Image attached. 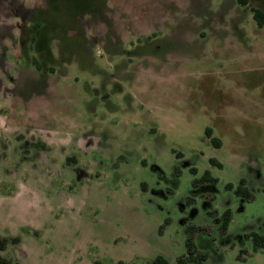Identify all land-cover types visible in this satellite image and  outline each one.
Instances as JSON below:
<instances>
[{
  "label": "rangeland",
  "instance_id": "1",
  "mask_svg": "<svg viewBox=\"0 0 264 264\" xmlns=\"http://www.w3.org/2000/svg\"><path fill=\"white\" fill-rule=\"evenodd\" d=\"M80 2L0 0V257L264 264V0Z\"/></svg>",
  "mask_w": 264,
  "mask_h": 264
},
{
  "label": "trees",
  "instance_id": "2",
  "mask_svg": "<svg viewBox=\"0 0 264 264\" xmlns=\"http://www.w3.org/2000/svg\"><path fill=\"white\" fill-rule=\"evenodd\" d=\"M69 4L74 7L73 10H76V8H81L84 7L82 6L80 0H68ZM239 2L243 5H247L249 3V0H239ZM252 11L254 13V18L257 21L258 25L260 27L264 26V10L260 7H252ZM43 26L41 21L35 22L30 26V29H32L31 33V39L36 42V46H40V51L42 52L47 51L49 52L48 42L47 40L44 39H39L37 40V35H38V30ZM44 48V49H43ZM48 54H51L49 52ZM31 62L34 64V66L42 71L44 69V63L41 62V60L38 57H31ZM54 70V68H51ZM213 129L211 127L206 128V134L209 138H211V141L215 143L217 146L221 144V140L217 138L216 136H213ZM210 162L212 164H218L222 166V163L219 162L216 158H211ZM192 171H197L196 168H192ZM201 181H207V182H212V181H217V178L214 177L209 170L205 171L204 174L201 177ZM246 184V179L242 178L240 180V184L235 190L237 194H247L248 197H250V191L249 189L245 186ZM227 188H234V186L231 183L227 184ZM232 220V209L227 208L223 213H222V223H221V230L223 232H226L227 229L229 228L230 222ZM202 231V228H198L195 225L188 226L187 232H188V238L186 242L187 246V253L184 254L183 256L179 257L178 259V264H203L209 257V253L206 251L201 250L197 242L194 238L196 233H199ZM254 242L256 245L259 247H264V235L258 233V232H253L251 234ZM6 260L0 257V264H6ZM96 264H100V262H96ZM150 264H169V261L166 257L162 255L156 256L154 259H152Z\"/></svg>",
  "mask_w": 264,
  "mask_h": 264
}]
</instances>
